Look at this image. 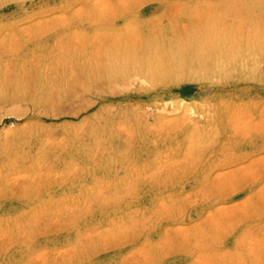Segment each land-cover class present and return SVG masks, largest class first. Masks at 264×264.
Segmentation results:
<instances>
[{
	"label": "rangeland",
	"instance_id": "374dc122",
	"mask_svg": "<svg viewBox=\"0 0 264 264\" xmlns=\"http://www.w3.org/2000/svg\"><path fill=\"white\" fill-rule=\"evenodd\" d=\"M0 264H264V0H0Z\"/></svg>",
	"mask_w": 264,
	"mask_h": 264
}]
</instances>
